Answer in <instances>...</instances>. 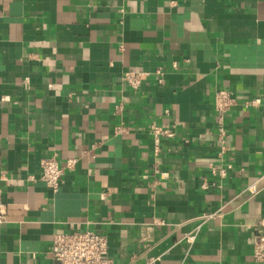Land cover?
Wrapping results in <instances>:
<instances>
[{
	"label": "crops",
	"instance_id": "obj_1",
	"mask_svg": "<svg viewBox=\"0 0 264 264\" xmlns=\"http://www.w3.org/2000/svg\"><path fill=\"white\" fill-rule=\"evenodd\" d=\"M0 186V264L86 230L114 264H264V0H0Z\"/></svg>",
	"mask_w": 264,
	"mask_h": 264
},
{
	"label": "built area",
	"instance_id": "obj_2",
	"mask_svg": "<svg viewBox=\"0 0 264 264\" xmlns=\"http://www.w3.org/2000/svg\"><path fill=\"white\" fill-rule=\"evenodd\" d=\"M144 72L128 71L123 77L124 82L134 88H138L142 81L147 77ZM258 101V100H256ZM234 99L230 96L228 90H219L216 94L215 105L220 112L219 119L231 108ZM220 120V121H221ZM152 132L154 135L172 136L174 133L169 128L153 124ZM220 136V155L227 150V132L224 126L219 127ZM76 159L67 161L66 166L74 167ZM42 179L47 185L57 192L63 181L64 166L61 165L56 156L44 157L41 160ZM224 174V169H220ZM203 187H208L205 183ZM251 193L256 191L254 186L248 188ZM7 204L3 199V190L0 186V224L6 222ZM256 231L253 242V256L258 262H264V218H262L254 227ZM188 238L194 239L195 233L189 234ZM51 254L56 264H114L113 258L109 255V244L107 237L94 230L86 231H67L55 233L51 242ZM148 264H155L150 260Z\"/></svg>",
	"mask_w": 264,
	"mask_h": 264
}]
</instances>
